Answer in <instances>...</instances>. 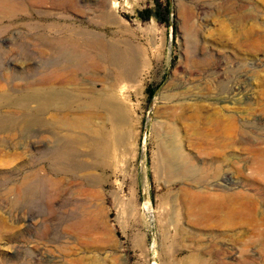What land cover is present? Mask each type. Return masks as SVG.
Here are the masks:
<instances>
[{"label":"rangeland","instance_id":"obj_1","mask_svg":"<svg viewBox=\"0 0 264 264\" xmlns=\"http://www.w3.org/2000/svg\"><path fill=\"white\" fill-rule=\"evenodd\" d=\"M10 1L12 11H0V264L75 258L82 264H264V177L250 171L254 151L264 152V0H171L170 15L166 0ZM114 2L112 19L121 27L106 22ZM146 11L166 22L152 12L143 19ZM95 36L138 46L140 70L118 91L125 111L113 137L119 144L97 161L81 152L80 164L67 162L66 173L56 176L49 114L67 108L81 116L83 91L93 86L108 93V86L87 74L72 82L51 78L48 92L77 99L52 112L37 108L40 96L34 100L36 90L27 86L41 81L55 60L67 59L73 39ZM26 113L38 121L18 130L12 121ZM220 115L243 120L248 142L230 147L204 137L216 131ZM161 137L177 140L182 162L197 168V176L171 173ZM225 169L234 177L223 182L228 189L218 188L222 177L214 175ZM237 182L256 208L216 214L213 204L233 194ZM89 213L100 215L102 230L76 239L68 223ZM229 214L236 226L228 225ZM62 246L69 255L60 253Z\"/></svg>","mask_w":264,"mask_h":264},{"label":"bare ground","instance_id":"obj_2","mask_svg":"<svg viewBox=\"0 0 264 264\" xmlns=\"http://www.w3.org/2000/svg\"><path fill=\"white\" fill-rule=\"evenodd\" d=\"M13 7H14L13 2H11L10 0H0V11H4V12L8 13V12L12 11ZM116 7H117L116 2L111 4V6L109 4V6L106 9L107 14H105V15H107L106 16V22L111 23V24L114 23V24L118 25V27H121L118 20L116 21V20L112 19L113 17H115L114 15H116L115 14L116 13ZM80 33H81V31H80ZM80 33L77 32V34H79V35H80ZM85 39H83V40H85ZM106 39L102 36H95L93 39L88 38V40L85 42H81L78 38L73 39V41H72L73 43L71 42L73 46L71 47V51H69L67 53V59L64 60L63 62H60V60H58L55 57L57 60L54 61L53 65L49 69L42 71L44 77L41 78V81H37V83L32 82L27 86L28 88L36 90L35 94L33 95L34 100L38 99L40 96L39 101L36 100L37 102H39L36 104L37 108L40 110H45V111H49V112L53 111L52 106H54V108H59L61 106L67 107V106H69V104H72L73 101L74 102L77 101V99L74 97L72 98V96L70 94H57L56 95L54 93L48 92L47 89H50L51 85L48 86L49 84L47 82L51 78H54L55 80L58 78H61L63 80H67V81L72 82V81L78 80V78L80 77L81 74H87L88 76H90L91 80L101 81L106 86V88L108 86V93L99 92L93 86L92 87L90 86V88L83 91V92L87 93L88 95L86 96L85 101L80 100V102L82 101L81 103L84 104L83 108H82L83 110L82 109H81V111L79 110L80 113H82L81 116H78V117L71 116L70 115L71 112L70 113L65 112V110L67 108L64 110V112L62 111L63 109H61L62 112L60 113V111H59V113H58L57 110H59V109H56V111H57L56 113L53 112V113L49 114L48 123L46 122L48 125L46 123L45 124L47 125L48 132L52 135L53 140L57 144V147L54 150L53 156H51L52 157L51 158L52 164L54 165L53 170L55 171L56 176H58V174L60 175L62 173H66V171L63 170V166L67 162H68L67 165H71V164H73V162L80 164L75 160H77L81 157L80 156L81 152L85 153L83 155V158H85V159H87L86 157L92 158V159H95V158L100 159V157L103 156L102 154H104L105 152L110 150L111 144L112 145L113 144L114 145L119 144V143H116L114 141L115 138H113V137H115L114 135L117 132L116 131L117 125L124 121L123 117H124L125 111H124L122 105H120L121 103L120 104L118 103L119 100H118V102H116L117 99H119L118 95L121 94V93L119 94L118 91L122 88L121 85L123 84V82L125 83V81H131V80L138 77L137 73H139L138 71L140 69H138V64L136 65V63H135L136 61L134 62V59H136V56L139 55L138 52H140V50L138 49V46L131 44L130 42H128V43H122V42L119 43L118 42L116 44L115 42H111V41H108ZM121 43L124 44V46H125L124 48H122L121 45L120 46L118 45ZM57 54L60 55L61 53H57ZM62 57H61V59H62ZM103 71H105V72H103ZM40 75H42V74H40ZM88 80H89V78H88ZM80 81H82V80H80ZM87 83H89V82H87ZM81 84H82V82H81ZM94 86H96V85H94ZM105 86H104V88H105ZM87 87H89V86H87ZM77 89H78V87H77ZM98 90H101V89H98ZM50 91H51V89H50ZM103 91H104V89H103ZM80 92H77V94L81 95ZM76 96H78V95H76ZM79 98H81V97H79ZM236 103H238V102H236ZM77 105H79V103ZM77 105L74 107L76 108ZM72 109H73V107H72ZM73 111H74V109H73ZM26 115H27V113H26ZM29 116H31V115H29ZM29 116L28 115L27 116L20 115V119L17 118L14 121H12V123L14 122L15 127L18 129L19 125H21L23 128H26L31 123L38 121V120L34 121ZM234 116H236V115H233V116L220 115L219 120L216 121V126H217L216 131L211 132L209 134L207 133L206 136H204V137H206V138L208 137L209 140L211 139V141L215 144H219L218 142L228 141L229 142L228 146H230L233 141L234 142H241V143L248 142L249 136L247 138V135H245V132H246L245 127L246 126L244 124V121L241 119L235 118ZM101 119H104L105 122H101L100 121ZM45 120H47V118ZM45 120L44 121L42 120V121L45 122ZM238 120H239V122H238ZM6 121H7V119H6ZM107 121L113 123V126L110 130H107V128H106L105 124L108 123ZM40 122H41V120H40ZM7 123H9V122L7 121ZM239 123H240V125H239ZM45 124H43V125H45ZM236 125H238V126H236ZM228 126H232L234 128L235 133L231 132V130H229V129H226V127L228 128ZM19 129H21V128H19ZM9 132H11V131H9ZM115 140L118 141L117 138ZM159 140H160V144L162 146L164 161L168 165V169H170L171 173H174V174L181 173L183 176L185 175L187 177H188V175L189 176H192V175L197 176V171H198L197 168L191 167L187 164L185 165L182 162L184 160L185 156L182 154L181 148H180L176 139H173L172 141L167 142V140H165L163 137H161ZM215 144H214V146H215ZM210 145H212V144H210ZM230 147H232V146H230ZM255 149H257V148H255ZM258 151H259L258 149L255 150L254 151L255 154L251 157V161H252L254 166L252 168H250V171L254 177H264V152H263V150H261L259 152ZM105 156H108V155H105ZM237 159H238L237 160L238 162L239 161L243 162L242 160H245V159L240 158V157ZM49 160H50V158H49ZM88 161H90V160L88 159ZM182 165H184V166H182ZM181 166H182V168H180ZM85 169H87V168H85ZM66 170H69V169H66ZM88 170H86V171H88ZM54 171H53V173H54ZM206 174L207 173H205L204 176H206ZM29 177L24 178L23 183H25L29 179ZM214 177H222V178H220L219 181H216L217 183H215L214 186H217L218 188H227L228 189V187L225 186L227 183L225 185H223V182L225 181L226 178L234 177V176H233V174L230 173L229 169H225L224 172H221V171L219 172V170H218V172L214 175ZM59 181L60 180L57 178L53 181L51 180L50 184L52 186H54V185L58 184ZM202 184L203 183H201V185ZM237 185H239L238 182L236 183V185H234L235 187L229 188L232 190L233 194L231 193V194L226 195V196L219 195L220 199L218 198L217 201L213 204L215 206V212H219L221 208L222 209L226 208L224 210L229 209V211H226L227 214L229 212L230 214L234 215V213H237V211H239V210H240V212L244 211V207H246L247 205H249V206L251 205L254 208H256V206H257L256 199L253 196L244 193L243 191L236 190V189H238V187H243L242 184L239 185L238 187H237ZM203 186H204V184H203ZM261 193H262V191L259 190L258 194L260 195ZM211 202L212 201L209 199L207 201V204H211ZM237 208H239V209H237ZM147 210H150V209H147ZM89 211H91V210H89ZM253 212H254V210H253ZM242 213H244V212H242ZM248 213L249 212L247 211V214ZM216 214H221V213L219 212ZM225 214L226 213H224V215ZM230 214L227 215V217H228L227 221H229L228 225L230 227L236 226L237 223L236 224H234L235 222L233 223L234 220H232V218L230 217L231 216ZM236 215H238V214H236ZM241 216H243V214ZM247 216H249V215H247ZM250 216H251V214H250ZM240 218H242V217H240ZM224 221H226V220H224ZM102 226H103V221H102L100 215H98V214L95 215L92 213L83 219H76V220L74 219V221H72L71 223H68L67 228H69L71 230V232L73 233V235L76 236V239L86 238V240H88L87 238H91V239L93 238L91 232L92 233L94 232V234H95L98 231H101ZM75 242H77V240ZM78 242L80 243L82 241L79 240ZM60 253L63 254V256L64 255L67 256L70 254V248L67 246H62ZM204 253L210 254L211 251L208 250V251H205ZM219 253L223 254L224 251L220 248ZM64 259H65V257H64ZM249 259H250V257H249ZM42 261H43V259H39V260H36L35 262H32L31 259H29V260L24 261V263H20V264H35V263L41 264ZM69 261H71L70 264H82V262H85L84 260H82L80 258H75V259H72ZM62 264H66V263L62 262Z\"/></svg>","mask_w":264,"mask_h":264},{"label":"trees","instance_id":"obj_3","mask_svg":"<svg viewBox=\"0 0 264 264\" xmlns=\"http://www.w3.org/2000/svg\"><path fill=\"white\" fill-rule=\"evenodd\" d=\"M166 11H167V14L170 15V7H171V0H166ZM160 8V5L158 4V10ZM152 11H146L145 13H141V17L143 19H147L150 17V14H151ZM160 22H166V19H163L162 17H160L161 15L159 13H156V12H152Z\"/></svg>","mask_w":264,"mask_h":264}]
</instances>
